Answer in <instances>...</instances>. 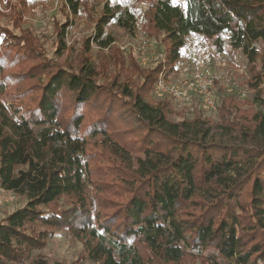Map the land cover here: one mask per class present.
Masks as SVG:
<instances>
[{
	"label": "trees",
	"instance_id": "trees-1",
	"mask_svg": "<svg viewBox=\"0 0 264 264\" xmlns=\"http://www.w3.org/2000/svg\"><path fill=\"white\" fill-rule=\"evenodd\" d=\"M65 1L78 12L79 0ZM150 14L169 65L180 59L187 35L218 37L222 47L220 36L229 34L250 64L260 63L250 81L258 109L224 101L220 126L227 136L216 139L200 115L171 120V96L148 98L164 63L148 71L134 65L126 80L116 74L100 83L109 70L90 52L92 43L113 51L115 39L106 32L116 18L112 8L98 19L75 71L56 66L32 107L25 90L8 107V92L29 75H10L15 63L6 56L13 52L20 63L38 58V48L28 33L0 31V187L26 199L0 220V264H48L35 252L58 229L80 242L82 260L94 264H264V0H154ZM59 48L66 49L64 38ZM118 53L108 62L124 69ZM98 136L100 150L93 153L90 140ZM99 157L109 161L104 177L120 199H99L101 210L93 211L90 187H108L93 181Z\"/></svg>",
	"mask_w": 264,
	"mask_h": 264
},
{
	"label": "rangeland",
	"instance_id": "rangeland-1",
	"mask_svg": "<svg viewBox=\"0 0 264 264\" xmlns=\"http://www.w3.org/2000/svg\"><path fill=\"white\" fill-rule=\"evenodd\" d=\"M79 1L78 12L74 13L65 0H0V31H4L7 36L19 38L28 33L33 36L38 48L36 59L30 58L19 63L13 52L6 56V60L15 63L7 70L10 75L27 71L29 75L24 84L14 86L8 92L10 98L4 99L8 107H10V99L14 101L20 99V96L15 95L16 92L24 90V98L28 99L26 104L32 107L34 105L32 97L41 93L40 89L49 81L56 66L75 71L81 56L86 52L87 39L95 33L98 19L104 14L106 8H112L116 18L107 25L106 32L115 39L112 45L113 51L112 48L101 50L92 43L90 52L92 61L99 68L103 66L109 70L106 76L99 79L100 83L109 82L112 79L111 76L114 77L116 74L119 75L120 81L126 80L125 70L132 71L134 65L148 71L160 65V62L166 65L168 80L173 82H184L196 72L216 73L221 79L215 88L216 109L202 110L198 108L200 107L198 105L194 111H191L185 104L173 98L170 99L172 112L169 115L173 121L190 120L200 115L203 120L210 121L205 126L213 128L211 135H214L216 139L227 136V131L220 126L219 107L224 101L226 104L233 101L244 103L245 109H258V104H251L257 90L250 86V81L255 82L253 75L260 70V63L258 61L250 64L241 49L231 46L229 34L220 36L219 42L222 47L216 42L218 37L209 38L196 33L187 35L180 59L169 65L165 60L164 35L154 33L151 29L150 6L154 0ZM126 24L131 25L130 28L125 27ZM63 30L65 33L61 34ZM61 38H64L66 43V49L62 53L59 48ZM259 47L261 48L260 44ZM114 50L123 57L124 69H120L119 66L114 68L112 63L109 64L110 59L107 57ZM144 57L148 61L145 62ZM161 69L164 70V67ZM132 79L139 81V84L143 83L137 74H134ZM163 97L156 88L148 92V98L155 102L161 101ZM71 100V98L65 99L68 102ZM102 113L107 116L109 122L117 118L106 108L102 109ZM122 116L124 114H121ZM89 118L95 120L97 115L91 112ZM104 138L107 139V136ZM101 139L102 136H98L90 140L93 153L100 150L98 143ZM132 139L128 138L130 142ZM130 144L135 148V144ZM132 156L136 159L137 154L133 153ZM108 164L109 161L104 157H99L92 163L95 185L108 186L102 192L90 187L93 211L101 210L99 199L105 197L120 199L119 196L112 195L110 192L115 191L117 186L114 189L110 188V181L104 177L109 169ZM110 170L113 171L112 168ZM25 204L26 199L20 195H17L15 200L7 201L0 207V220ZM38 253L46 257L48 264H94L89 260H82V244L71 237L65 229L56 230L48 246L42 251L35 252V254Z\"/></svg>",
	"mask_w": 264,
	"mask_h": 264
},
{
	"label": "built area",
	"instance_id": "built-area-1",
	"mask_svg": "<svg viewBox=\"0 0 264 264\" xmlns=\"http://www.w3.org/2000/svg\"><path fill=\"white\" fill-rule=\"evenodd\" d=\"M146 62L148 59L143 58ZM164 71L159 75L156 82V90L160 95H168L185 104L191 111L198 105L200 109H216L215 88L221 81L220 76L210 72H196L184 82H173L168 80ZM17 194L11 190L0 187V207L9 200H15Z\"/></svg>",
	"mask_w": 264,
	"mask_h": 264
}]
</instances>
